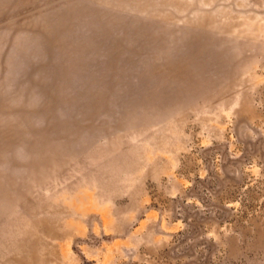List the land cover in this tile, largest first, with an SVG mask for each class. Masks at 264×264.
Segmentation results:
<instances>
[{
	"label": "rangeland",
	"instance_id": "rangeland-1",
	"mask_svg": "<svg viewBox=\"0 0 264 264\" xmlns=\"http://www.w3.org/2000/svg\"><path fill=\"white\" fill-rule=\"evenodd\" d=\"M0 264H264V0H0Z\"/></svg>",
	"mask_w": 264,
	"mask_h": 264
}]
</instances>
